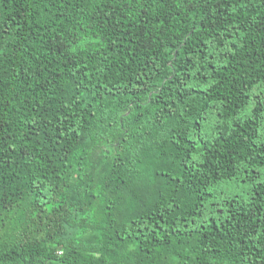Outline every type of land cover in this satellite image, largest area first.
<instances>
[{
    "label": "trees",
    "instance_id": "obj_1",
    "mask_svg": "<svg viewBox=\"0 0 264 264\" xmlns=\"http://www.w3.org/2000/svg\"><path fill=\"white\" fill-rule=\"evenodd\" d=\"M0 264H264V0H0Z\"/></svg>",
    "mask_w": 264,
    "mask_h": 264
}]
</instances>
